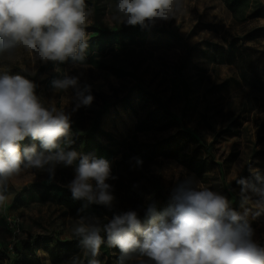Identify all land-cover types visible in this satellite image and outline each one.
<instances>
[{
  "label": "rangeland",
  "instance_id": "374dc122",
  "mask_svg": "<svg viewBox=\"0 0 264 264\" xmlns=\"http://www.w3.org/2000/svg\"><path fill=\"white\" fill-rule=\"evenodd\" d=\"M226 1L180 0L169 20L148 26L143 44L100 49L93 41L82 65L42 62L21 47L14 59L0 55V74L32 80L46 106L55 102L70 114L77 133L89 132L95 113L104 110L99 127L114 139L97 137L119 151L107 181L116 214L135 210L145 217L150 204L163 212L173 189L192 177L225 195L238 211L251 208L254 239L264 246V212L255 215L256 197L245 203L237 183L257 171L264 175V16L251 14L264 0H241L235 13ZM85 3L91 12L88 40L95 27L130 26L117 13L118 0ZM65 75L78 78L79 90L93 97L90 105L76 107V89L53 88L52 81ZM74 175L72 167L58 165L52 179L67 186ZM45 180L46 169L30 168L8 181L7 200L0 205V264H27L25 257L52 264L48 246L73 239L71 248L83 250L73 233L78 220L50 200H39ZM98 218L106 223L111 217ZM130 263L137 264L136 256Z\"/></svg>",
  "mask_w": 264,
  "mask_h": 264
},
{
  "label": "clouds",
  "instance_id": "9594fccd",
  "mask_svg": "<svg viewBox=\"0 0 264 264\" xmlns=\"http://www.w3.org/2000/svg\"><path fill=\"white\" fill-rule=\"evenodd\" d=\"M180 0H118L123 23L142 28L167 21L179 10ZM91 12L85 0H0V55L15 58L24 48L42 62L82 65L88 48L86 28ZM118 18V17H116ZM58 91L76 89V107L90 105L91 95L78 88V78L65 75L52 81ZM36 84L22 75L0 74V205L7 200L8 181L23 169H46L49 179L58 165L74 166L67 185L75 200L113 206L115 197L110 162L75 150L71 144L70 114L55 102L45 105ZM87 90V86L85 91ZM75 110V109H74ZM30 138L34 143L22 147ZM36 141L39 142V150ZM242 200L256 197V216L264 212V175L240 177ZM73 233L87 253L97 259L102 244L119 249L118 264L136 256L137 264H264V246L255 239L248 219L229 199L189 177L172 191L169 206L158 212L150 204L142 220L135 210L114 214L106 223L80 215Z\"/></svg>",
  "mask_w": 264,
  "mask_h": 264
},
{
  "label": "trees",
  "instance_id": "16d2710c",
  "mask_svg": "<svg viewBox=\"0 0 264 264\" xmlns=\"http://www.w3.org/2000/svg\"><path fill=\"white\" fill-rule=\"evenodd\" d=\"M241 0H227L226 7L232 12L235 13L236 6ZM253 16H264V4L255 6V9L251 12ZM149 28H142L139 25L136 26H127V27H116L113 29H99L98 27L93 28L95 32L94 35L89 37L88 48L86 53H91V44L94 41L98 48L102 49L105 44H118L120 46L127 44H138L141 45L145 42L146 34ZM157 31H162L156 29ZM260 59V57H259ZM258 60V59H257ZM257 60L252 62V67L254 71L258 74L259 65ZM241 79L244 84L247 85L246 73L241 72ZM124 107L129 108L127 105ZM104 110H99L95 113L94 121L91 129L87 133H77L75 127L71 124L70 128V138L71 144L65 145L66 150H75L84 154H91L96 158H104L111 162V159L115 157L119 151L114 150L110 145L102 142L97 134L106 136L110 141H113L114 136L104 132L100 129L99 124H101V119L103 116ZM142 125V124H141ZM142 126H137L138 129H141ZM193 131H186V135L189 139L195 140ZM34 143L30 138H27L22 142V147L26 145H31ZM39 150V142H35ZM232 161V160H230ZM74 166H69V168ZM43 190L39 195L40 201H48L55 203L56 205L62 207L64 211L73 219L78 220V210L83 209L80 215L94 216V217H103L108 216L112 217L116 214V209L108 208L102 205L88 204L83 200H75L72 198L71 192L68 187L60 182H56L54 179L45 180L41 183ZM15 196H19L16 194ZM143 220L144 217L140 216ZM76 239H73L71 243H57L53 246H48L47 253L51 260L52 264H65L69 259L71 264H88V255L82 250L78 252V248H71L75 244ZM49 243V242H48ZM135 256V254L133 255ZM120 257L119 249L110 248L106 244H102L99 250V255L97 259L100 261V264H118ZM23 261L27 264H39L35 261L33 257H25ZM124 264H134L130 263V260H125Z\"/></svg>",
  "mask_w": 264,
  "mask_h": 264
}]
</instances>
